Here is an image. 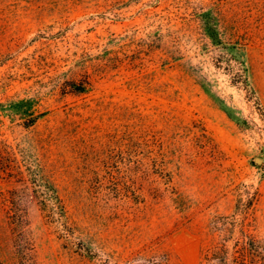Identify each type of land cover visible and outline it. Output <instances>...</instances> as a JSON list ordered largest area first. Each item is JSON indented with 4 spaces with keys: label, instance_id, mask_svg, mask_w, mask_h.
I'll use <instances>...</instances> for the list:
<instances>
[{
    "label": "rangeland",
    "instance_id": "1",
    "mask_svg": "<svg viewBox=\"0 0 264 264\" xmlns=\"http://www.w3.org/2000/svg\"><path fill=\"white\" fill-rule=\"evenodd\" d=\"M0 142L61 204L0 172V264H208L224 215L264 238V0H0Z\"/></svg>",
    "mask_w": 264,
    "mask_h": 264
},
{
    "label": "trees",
    "instance_id": "2",
    "mask_svg": "<svg viewBox=\"0 0 264 264\" xmlns=\"http://www.w3.org/2000/svg\"><path fill=\"white\" fill-rule=\"evenodd\" d=\"M212 25L213 36H218L217 27ZM76 91H84L85 84L75 86ZM25 167V168H23ZM0 172L20 174V181L31 184L32 192L39 200L41 206L52 212L61 207L60 198L55 188L46 181L44 176L27 163L23 157L21 161L16 149L7 143L0 142ZM24 172L27 175H24ZM19 219H22L21 216ZM250 222L244 215L243 219L220 216L213 225V231L218 239L204 254L208 264H264V238L250 229ZM232 241V244L230 242Z\"/></svg>",
    "mask_w": 264,
    "mask_h": 264
},
{
    "label": "water",
    "instance_id": "3",
    "mask_svg": "<svg viewBox=\"0 0 264 264\" xmlns=\"http://www.w3.org/2000/svg\"><path fill=\"white\" fill-rule=\"evenodd\" d=\"M256 160H257V161H260V160H261V158H257Z\"/></svg>",
    "mask_w": 264,
    "mask_h": 264
}]
</instances>
